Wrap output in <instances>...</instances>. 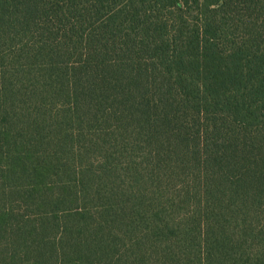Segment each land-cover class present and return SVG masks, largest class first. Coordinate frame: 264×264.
<instances>
[{"label":"trees","instance_id":"obj_1","mask_svg":"<svg viewBox=\"0 0 264 264\" xmlns=\"http://www.w3.org/2000/svg\"><path fill=\"white\" fill-rule=\"evenodd\" d=\"M0 264H264V0H0Z\"/></svg>","mask_w":264,"mask_h":264}]
</instances>
